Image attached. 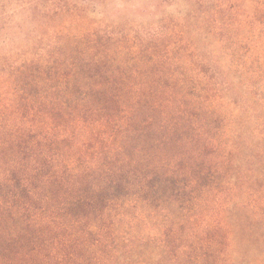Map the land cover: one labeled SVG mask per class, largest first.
I'll use <instances>...</instances> for the list:
<instances>
[{"label":"trees","instance_id":"16d2710c","mask_svg":"<svg viewBox=\"0 0 264 264\" xmlns=\"http://www.w3.org/2000/svg\"><path fill=\"white\" fill-rule=\"evenodd\" d=\"M175 3L139 35H56L0 64V264H242L220 216L245 190L235 84L264 118V2L245 21L229 0Z\"/></svg>","mask_w":264,"mask_h":264},{"label":"rangeland","instance_id":"374dc122","mask_svg":"<svg viewBox=\"0 0 264 264\" xmlns=\"http://www.w3.org/2000/svg\"><path fill=\"white\" fill-rule=\"evenodd\" d=\"M53 1L59 0H35L27 5L29 0H6L3 5L0 4V64L14 62L26 56L31 44L51 42L59 37L66 40L61 36L69 38L89 31L102 32L110 25L118 30L125 29V33L131 30V33L139 35L144 30L138 29L147 30L154 18L164 14L176 16L180 9V5L175 3L176 0H166L163 4L160 1L162 6L158 9H153L154 0H74L76 10L58 14L51 6ZM204 1L207 6L217 2ZM229 1L234 10L239 9L238 11L245 14L242 21H245L247 13H251V8L255 6L253 0ZM255 2L261 3L264 0ZM182 7L185 8V5H181ZM154 21L157 23V20ZM246 22L251 30L258 24L249 19ZM18 30L22 31L20 35L16 34ZM260 39L264 42V36ZM254 40L259 41L257 38ZM81 43L84 44L82 41ZM237 80L238 78L233 79L232 82L235 84ZM258 80L264 86V73ZM235 86L231 91V97L237 101L233 125L238 144L242 145L241 141L248 142L245 150L241 152L236 176L237 184L245 190L229 203L237 204L239 216L231 217V222L224 216H220V220L224 223L223 233L228 246L234 248L237 243L240 245L243 253L242 264H264V118L259 122L255 120L251 107L248 108L251 96L244 93L241 85ZM258 88L257 85L252 86L251 93H260ZM245 98V106L238 103L239 99ZM177 244L176 242L174 247ZM151 262L157 264L156 260Z\"/></svg>","mask_w":264,"mask_h":264}]
</instances>
